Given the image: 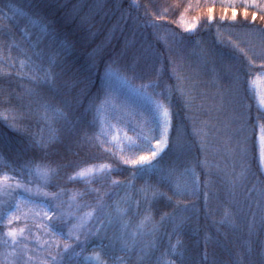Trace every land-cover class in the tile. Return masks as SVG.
Listing matches in <instances>:
<instances>
[{
    "label": "trees",
    "instance_id": "trees-1",
    "mask_svg": "<svg viewBox=\"0 0 264 264\" xmlns=\"http://www.w3.org/2000/svg\"><path fill=\"white\" fill-rule=\"evenodd\" d=\"M233 7L235 23L230 20ZM209 8L211 24L206 22ZM244 11V0H0V174L21 179L20 166L30 161L55 169L44 190L62 192L66 215L57 224L65 234L76 223L70 215L90 210H78L77 204L103 202L113 217L117 204H131V211L111 224L89 225L94 232L101 229V238L91 237L84 255L100 252L105 264H264V106L257 91L264 55H256L264 53V11L249 6L246 22ZM161 15L158 28L145 26ZM181 15L189 22L200 17L203 23L187 33ZM221 16L226 17L223 23ZM35 52L43 56L37 58ZM28 57L32 66L21 69L20 61ZM36 65L51 69L54 82L33 83L28 77L44 76ZM110 70L133 85L153 82L155 91L164 93L159 99L170 108L172 127L159 166L174 168L177 175L188 170L186 179L190 185L196 182V194L172 196L171 188L158 184V175L133 179L132 167L120 159L126 154L96 139L102 127L95 107L106 95L119 98L127 91L115 78L112 91L106 90ZM45 102L66 116L53 122L54 131L41 119ZM41 138L43 147L34 143ZM101 164L118 171L92 181L72 178L80 168ZM114 180L121 186H113ZM129 181L134 187L124 186ZM146 182L172 200L145 201L138 190ZM76 193L82 195L70 204ZM0 200L9 202L8 197ZM165 214L174 215L176 222L166 221L149 235L150 224L132 244L127 233L136 231L145 215L159 225ZM4 220L0 234L6 231ZM18 223L25 227L29 254L37 261L55 254L53 241L72 243L66 235L46 232L45 219L43 224L28 217ZM121 236L128 241L127 250H122ZM170 245H176L174 251ZM10 250L0 245V253ZM74 259L83 264L82 256Z\"/></svg>",
    "mask_w": 264,
    "mask_h": 264
},
{
    "label": "snow or ice",
    "instance_id": "snow-or-ice-1",
    "mask_svg": "<svg viewBox=\"0 0 264 264\" xmlns=\"http://www.w3.org/2000/svg\"><path fill=\"white\" fill-rule=\"evenodd\" d=\"M255 7L261 11H264V0H244L245 11L243 13L245 22L249 15L247 8ZM188 9H185L187 11ZM227 11V9L225 10ZM252 20L257 19L256 13L251 14ZM163 18V16H156L154 20H149L146 22L145 26L152 28H158L160 25L156 22ZM226 17L221 16L219 21L223 23ZM264 19V16L261 17ZM232 22H237V13L235 7H233L232 15L230 17ZM214 21L212 15V9H208V15L206 17V22L211 24ZM180 22L187 33H193L198 27L202 25L200 17H194L192 20L185 21L183 15H181ZM29 23L36 24L37 21L29 20ZM219 31V30H218ZM39 43V41H38ZM235 47H238L233 42ZM243 52V49H240ZM34 55L37 58H41L43 54L41 52H35ZM247 55V53H245ZM256 55H264V53H256ZM50 63L54 61L50 60ZM249 64H252L251 58H249ZM32 66V57H28L27 60L20 61L21 69L25 67ZM37 69L44 72L43 77L36 75L28 77L33 83L42 84L54 82L55 76L51 69H43L42 66L36 65ZM264 68V64L261 65ZM264 75V73H261ZM113 78L118 79L127 89L124 94V107H132L136 110V114L142 117L141 122L134 127L132 130L135 132L134 136H128L125 133L122 137L112 136L111 141L107 140V135L103 130V126L107 123V112L106 106L111 105L115 108V105L111 102V97L106 95L104 101L101 102L99 107H95L97 118L99 119L102 127L100 136L96 139L99 140L100 144L114 142L116 146L119 147L121 153H126V155H121L120 159L124 165L131 166L133 169L132 176L133 179H143L151 175H158V184H166L172 190V196L180 197L183 195H194L197 192L196 182L193 181L190 185L189 181L186 179L187 171L177 175L174 168H164L160 167L161 154L164 153L169 145V130L172 127V113L170 108L166 106L164 100L159 99L164 93L156 92L155 89L157 85L153 82L142 83L140 85H133L128 80L126 76L120 75L118 72L109 71L107 74V79L105 83L106 90L110 93L112 91ZM260 79V76L257 77ZM250 85H255L256 80L249 82ZM151 89V91L149 90ZM183 94V90L181 89ZM259 104L264 106V93H259ZM43 109V119L50 130L54 121H59L60 119H66L65 113L62 109L45 102L41 105ZM109 127H114L109 125ZM260 160L264 164V125L260 126ZM104 139H100V137ZM35 144L43 147L44 141L41 138L38 141H34ZM105 151H110V149H105ZM13 171H16L15 169ZM111 171H118V169H113L109 164H101L99 166L90 165L87 167L80 168L77 173L74 174L72 178H79L86 181H92L98 176H106L110 174ZM56 174V170L52 169L50 166L39 163V162H26L20 166L18 175L21 179H16L14 176H10L7 173L0 174V197H8L9 202L5 205L2 200H0V207H6L7 211L0 212V222L7 218V223L4 225L6 231L0 234V245L11 249L7 253H0L4 256V259L0 260V264H75V257H83V264H105V261L101 257L100 252L94 251L91 255H84L86 251L85 245L88 244L91 237H100V228L96 231H92L89 225L98 222L101 227L105 225V220L108 224L113 222V219H119L122 216H126L129 211H131V204L128 208H121L119 204L115 206L116 217H113L112 213L107 211L108 206L103 202H97L95 206L84 204H77V209L89 208V211L83 212L80 215H70L72 220L76 223L72 224L68 232L65 234L62 228L57 224V221H63L66 213L63 211V201H61L62 192L50 193L44 189L49 186V181L52 176ZM194 174V173H193ZM36 185L33 187V185ZM113 186H121V182L112 181ZM126 187H134L132 182L129 181L124 185ZM145 201L155 200L158 197H163L172 200V196H168L166 193L160 192L159 189L149 183H145L143 187L138 190ZM82 195L76 193L71 198L70 204L75 203L77 198ZM37 201L41 203L37 204ZM129 203L128 201H124ZM177 207L180 206L179 200H177ZM137 207H139V201L136 202ZM185 208L190 207V205H185ZM40 210L37 211L36 209ZM27 209V211H24ZM19 213V214H18ZM33 214L47 221V227L45 231L53 236H67L68 240L72 243L64 242L61 246L59 241H53L56 247L55 254L48 252L46 259L35 260L32 255H30L31 249H29L26 241L27 237L25 235L26 229L16 228L12 225L14 222L20 221L21 216L27 217L29 214ZM229 213L225 212V217L227 218ZM166 221L176 222V217L174 215L165 214L160 218V224L152 223V217L150 215H145L137 224L136 231L127 233L131 237L132 244L136 243V237L138 235L144 234V229L151 224V228L148 229L149 235L160 230V226ZM183 218L180 222L176 224L177 229L182 225ZM125 229L128 228V224L124 225ZM81 235L84 236V240H81ZM123 241L122 250H127L128 241L124 240V237H119ZM179 243V241L177 242ZM45 244H48L45 241ZM100 247L103 249L104 245L101 244ZM62 248V250H61ZM170 248L174 251L176 245H170ZM80 249L79 252L76 250ZM162 264H173L172 261H162Z\"/></svg>",
    "mask_w": 264,
    "mask_h": 264
},
{
    "label": "rangeland",
    "instance_id": "rangeland-1",
    "mask_svg": "<svg viewBox=\"0 0 264 264\" xmlns=\"http://www.w3.org/2000/svg\"><path fill=\"white\" fill-rule=\"evenodd\" d=\"M257 84H258L257 91L259 93H264V77L263 79H260V81ZM126 92H124L122 95H124ZM122 95L119 98L113 97L111 99V102L112 104L115 105V108L109 105L108 109L106 110L107 123L104 125L103 130L106 133H108L107 135L108 141H111L112 136L122 137L125 133H127L128 136H134L135 132L132 129L136 127L142 120V117L136 114V110L134 108L123 106L124 97ZM109 125L114 127L110 128ZM109 143H111L115 148L119 150V147L116 146L114 142H109ZM262 165L264 166V164ZM36 210L39 211L40 209L37 208ZM24 211H27V209H24ZM30 214L27 216L28 219L37 220L38 222L43 224L44 219L38 216H36L35 218H31ZM27 217L21 216V220L23 221L27 219ZM4 219H5L4 221L7 223V218L5 217ZM18 222L19 221L14 222L13 225H15L16 228L23 227Z\"/></svg>",
    "mask_w": 264,
    "mask_h": 264
}]
</instances>
